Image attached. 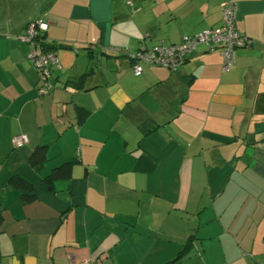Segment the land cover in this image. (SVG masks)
Returning a JSON list of instances; mask_svg holds the SVG:
<instances>
[{
    "label": "crops",
    "instance_id": "1",
    "mask_svg": "<svg viewBox=\"0 0 264 264\" xmlns=\"http://www.w3.org/2000/svg\"><path fill=\"white\" fill-rule=\"evenodd\" d=\"M228 1L252 41L230 70L200 46L134 76L125 52L218 26ZM36 3L0 4V264H168L186 245L174 264H263L264 0ZM37 18L57 59L44 94L21 41Z\"/></svg>",
    "mask_w": 264,
    "mask_h": 264
},
{
    "label": "built area",
    "instance_id": "2",
    "mask_svg": "<svg viewBox=\"0 0 264 264\" xmlns=\"http://www.w3.org/2000/svg\"><path fill=\"white\" fill-rule=\"evenodd\" d=\"M236 9V3L228 1L222 10L218 26L205 28L192 36H183L176 45L157 44L151 48L141 47L135 53L128 54L132 60L134 76H139L142 73L144 65L165 68L174 72L200 46L217 52L222 60V69L230 70L234 63L236 50L249 48L252 44L249 38L240 35L234 27ZM47 28L48 25L42 18H37L27 24L25 34L21 37V41L31 47L27 60L37 73V92L39 94H44L50 89V68L57 66V59L52 52L38 51L35 46L34 38L38 33L46 32ZM11 143L15 148H21L27 143V138L25 135L15 136Z\"/></svg>",
    "mask_w": 264,
    "mask_h": 264
},
{
    "label": "trees",
    "instance_id": "3",
    "mask_svg": "<svg viewBox=\"0 0 264 264\" xmlns=\"http://www.w3.org/2000/svg\"><path fill=\"white\" fill-rule=\"evenodd\" d=\"M44 21V20H43ZM45 22V21H44ZM46 23V22H45ZM47 24V23H46ZM48 25V24H47ZM42 33H38L36 35V37L34 38V42L36 43V49L38 51H42V52H52L51 48H49V46L45 45L43 43V37L41 35ZM155 46V45H154ZM153 47V46H152ZM151 48V47H150ZM141 49V47L139 48ZM138 49V50H139ZM54 54V53H53ZM127 57L128 54L125 52L124 53ZM128 59L132 62V60L128 57ZM51 69V68H50ZM82 77H80L77 81L74 82H70V84L72 85L73 88H80V84L82 81ZM45 161V147L43 146H39L36 147L33 152L31 153L30 157H29V163L33 166L38 168L39 166H41V164ZM71 166V163H65L62 166H60L57 169H54L46 178H45V185L49 188L51 182L59 177H64L68 174L69 172V168ZM10 184L15 187L16 189H18L20 191L21 194V199L23 201V203H28V202H32L35 199V195H34V188L31 184L27 183L26 181H24L23 179H21L20 177H16V176H12L9 180ZM2 219L0 217V232L2 231ZM188 246L186 245L178 254L177 256L168 264H174L177 261H179L184 253H186Z\"/></svg>",
    "mask_w": 264,
    "mask_h": 264
},
{
    "label": "rangeland",
    "instance_id": "4",
    "mask_svg": "<svg viewBox=\"0 0 264 264\" xmlns=\"http://www.w3.org/2000/svg\"><path fill=\"white\" fill-rule=\"evenodd\" d=\"M5 1H7V0H0V4L1 3H5ZM10 1V0H9ZM19 2H24V3H31V1H32V3L33 2H38V3H42V1H44V0H18ZM37 4V3H36Z\"/></svg>",
    "mask_w": 264,
    "mask_h": 264
}]
</instances>
